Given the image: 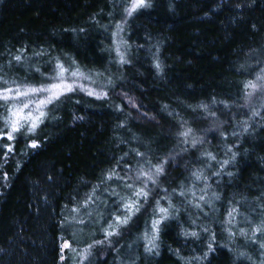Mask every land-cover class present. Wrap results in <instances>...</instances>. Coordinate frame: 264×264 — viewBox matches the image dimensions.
I'll list each match as a JSON object with an SVG mask.
<instances>
[{"label": "trees", "instance_id": "1", "mask_svg": "<svg viewBox=\"0 0 264 264\" xmlns=\"http://www.w3.org/2000/svg\"><path fill=\"white\" fill-rule=\"evenodd\" d=\"M148 2L128 21L130 59L108 100L69 94L33 133L0 139V264H63L62 239L85 227L67 222V210L101 187L112 205L120 177L158 166L147 204L95 249L96 264H264V106L258 115L242 107L264 68V0ZM127 5L0 0V89L47 84L58 64L112 68ZM13 104L0 100L4 131ZM157 200L170 216L151 246Z\"/></svg>", "mask_w": 264, "mask_h": 264}, {"label": "rangeland", "instance_id": "2", "mask_svg": "<svg viewBox=\"0 0 264 264\" xmlns=\"http://www.w3.org/2000/svg\"><path fill=\"white\" fill-rule=\"evenodd\" d=\"M130 4L131 0H128L127 8L130 6ZM121 15L122 18L120 22L114 27L112 33V44L110 50L112 68L106 69L105 72H85L77 67L64 66V68L68 69V71L63 73V82L71 84L74 88V91L65 93L54 103L48 104L46 107L41 108V111L45 113V115L42 117V120H48L55 112V110L59 107L63 98L69 94H83L85 96H90L96 99L108 100V98H110V94L113 89V83L120 77H118V75L120 73L121 67L126 64L130 59V45L128 43L126 33V27L128 25L130 17L127 15L126 11H122ZM122 58L123 62H121ZM77 69L79 70L80 74L77 76H73L72 72L77 71ZM59 73L60 69L56 68L51 76L50 81H48L47 84L41 86L47 87L53 83H60L61 77L59 76ZM257 77L262 78L257 79ZM44 78L46 79H43L42 82L47 81V77ZM251 81L256 83L258 87L256 90L247 88L245 102L242 107L245 110L248 109V112L255 113L260 107L264 106V68L261 69L255 76V79ZM41 86H37L35 88H40ZM31 87H20V90L25 91L26 89ZM89 91L93 92L94 95H88ZM248 93L252 94L248 95ZM47 95L48 93L30 94L27 98L21 97L20 99L15 100V105L13 104L11 106L22 108L23 103L31 100L34 102L29 104V108L24 109V114L26 115L28 112L31 111L34 116L39 115V113L35 110L37 107L36 102H38L40 99L45 98ZM98 95L100 98H97ZM120 99L124 100L125 103H128L131 108H136L134 104H130L128 99H124V96L121 95ZM9 118H14L11 117V113ZM21 122L24 123V121ZM25 126H27L28 128L29 125L25 124ZM155 169L156 168L150 170L140 169L137 170L132 176L128 175L127 178L120 177L119 179L122 181V188L115 189L119 192V194L116 195L117 200L112 205L109 204V200L107 199L111 196L108 194L105 187H101L95 192H93L88 199H84L79 203V205L70 207L67 210L65 216V218H67V222L73 223L75 226H77L78 230H80L83 226L85 227L82 229L83 234L77 237H74L73 235L72 239H67L65 237L64 239H62L61 262L63 264H96V258L93 254L95 249L107 247L109 239L115 234H117L119 228H121V226L125 224L121 223L120 221H123L125 219H127L128 221L129 218H131L136 212H138L141 208L145 207V205L147 204L149 194L156 188L157 185L156 182L152 183L150 180L147 179L146 176L141 175V172L149 173L153 176V179L156 181L158 175L156 174ZM128 185H131V187H128ZM141 189H144V191L148 192L147 198L138 197L135 195V193ZM207 191H209V189L205 186H203L202 189L196 190L197 194L203 195V198L206 197ZM127 204H134V207L131 211H129L125 207V205ZM113 207L114 209H112L110 214L106 216V214ZM152 207L150 210H152L151 213L153 215V219L151 220V223L148 228L149 244L151 246H153V240H155L153 239V237H155L157 234L160 222L170 216V207L163 204L162 201L157 200ZM160 208L167 209V213H161ZM188 216H190V214L187 215V217ZM118 217L119 221L117 220ZM106 218L108 219L106 220ZM104 220H106L105 223ZM157 221H159V223L156 224V227H154V222ZM110 225L112 227H109ZM108 232H112L114 234L108 236L106 235V233ZM98 233H101L102 237L91 241ZM97 241H103V243H97ZM65 243H68L70 247L64 248L63 245Z\"/></svg>", "mask_w": 264, "mask_h": 264}, {"label": "snow or ice", "instance_id": "3", "mask_svg": "<svg viewBox=\"0 0 264 264\" xmlns=\"http://www.w3.org/2000/svg\"><path fill=\"white\" fill-rule=\"evenodd\" d=\"M150 6L151 5L148 2V0H131L130 6L128 8H126L125 11H126L127 15L129 17H131L138 10L148 8ZM15 59L17 61H19L20 57L17 56ZM121 62H123V58H122ZM157 67H159V65H157ZM57 68L60 69V73H59V76L61 77L60 83H53L47 87L41 86L40 88L31 87V88L26 89L25 91H21L20 88H16L15 90L12 88L0 89V100L4 101L5 106L8 105L9 101L18 100L21 97L27 98V97H29L30 94L48 93V95L45 98L40 99L38 102H36L37 107L35 110L39 113V115L34 116L31 111L28 112L26 115L24 114V109L29 108V104L34 102L31 100L23 103L22 108H17L15 106L8 108L7 110L11 113V117H14V118H8V117L5 118L4 129H10V130L4 131L3 129H0V139L6 138L8 141H12L13 139H15V134L20 133L22 131V129L25 128V124L29 125L27 128V132L33 133L35 131V129L38 127V124L40 122H42V117L45 115V113L43 111H41V108L46 107L48 104L54 103L56 100H58L65 93L74 91L73 86L71 84L64 83L63 79H62L63 73L68 71V69L64 68V66L62 64H58ZM79 74L80 73H79L78 69H77V71L72 72L73 76H77ZM261 78L262 77H257V79H261ZM5 83H7V81H5ZM257 87H258L257 84L252 82V81H249L248 83L245 84V88H251L253 90H256ZM13 93H14V95H13ZM251 94L252 93H248V95H251ZM88 95H94V93L89 91ZM97 98H100L99 95L97 96ZM202 107H206V106H202ZM253 115H258V113H253ZM21 121H24V123H22ZM190 133H191V129H188V130L180 133V135L187 137ZM194 144H195V142H194ZM30 147L35 148V147H37V144L35 142H33L30 145ZM7 150H8V152H11L12 151L11 146H9ZM214 158L215 157H212V159H214ZM225 163H227V161H225ZM155 171H156L157 175L162 174L163 168L158 166V167H156ZM141 175L146 176L147 179L150 180L152 183L156 182L153 179V176L150 175L149 173L141 172ZM108 178L111 179V176H109ZM128 187H131V185H128ZM135 195L138 197L147 198L148 192L144 191V189H141L138 192H136ZM200 199L203 200L204 199L203 196H201ZM125 207L129 211H131L134 207V204H127V205H125ZM160 212L161 213H167V209L160 208ZM229 215H231V213H229ZM117 220L119 221V217L117 218ZM120 222L121 223H127V219L120 221ZM158 223H159V221L154 222L153 226L156 227V224H158ZM109 227H112V226L110 225ZM257 230L259 231L260 229L258 228ZM204 231L207 232L208 229L205 228ZM113 234L114 233H112V232L106 233V235H108V236H111ZM191 235L196 236L197 233L193 232ZM153 239H156V237H153ZM214 240H215V235L212 234L211 240L208 243L209 252L214 251V249H213V241ZM97 243H103V241H97ZM153 246H155V245H153ZM63 247L69 248L70 245L68 243H65L63 245ZM261 247H264V244H261ZM149 250H151V249H149Z\"/></svg>", "mask_w": 264, "mask_h": 264}]
</instances>
